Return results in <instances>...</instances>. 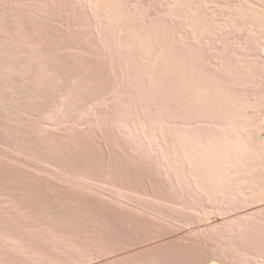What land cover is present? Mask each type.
<instances>
[{"label":"rangeland","instance_id":"1","mask_svg":"<svg viewBox=\"0 0 264 264\" xmlns=\"http://www.w3.org/2000/svg\"><path fill=\"white\" fill-rule=\"evenodd\" d=\"M263 12L264 0H0V264L263 254L261 122L244 104L262 91L246 39ZM223 124L236 155H259L232 177ZM175 167L219 185L164 172ZM240 216L238 237L224 232Z\"/></svg>","mask_w":264,"mask_h":264},{"label":"bare ground","instance_id":"2","mask_svg":"<svg viewBox=\"0 0 264 264\" xmlns=\"http://www.w3.org/2000/svg\"><path fill=\"white\" fill-rule=\"evenodd\" d=\"M259 14H260V12H255V16L259 15ZM263 14H264V12H263ZM260 32H262V34H260V35H258L256 37L247 38L246 39V41H247L246 44H249V46L251 47L250 48V47L247 46L249 49H254L255 51L258 50V52L256 51L258 53V54L256 53L257 56L255 55L256 58L258 57V59H256L257 61L255 60L256 61V66L253 65L251 67L252 70H254V71H252L249 68L250 67L249 66L248 67V72H250L251 74L253 73V75L256 74V76L258 75L259 78L257 77L258 78L257 80L259 81V79H260V83L258 85H260L259 89L262 88L261 89L262 91H260L261 95L259 96V102L257 101V104L254 103L255 100L253 101L252 99H251L252 101L245 102L244 104L246 106V109L248 108L250 110V108H251L252 113L255 114V116H257L258 120H260V122H261V124L259 126V129H258V134L260 136V138L258 140V143H259V146H260L262 152H264V28L260 29ZM225 46L223 45L222 47H225ZM229 47H232V45L229 44ZM229 50L230 49H228L227 51L229 52ZM246 50H248V49H246ZM224 52L225 51H223L222 57L224 55L226 56V54ZM223 58H220V59L223 60V61L221 60L222 62L220 61V59L217 58L220 61V62H218V65L216 63H214V62L218 61L217 59H216L217 61H214L213 64H216L217 66L220 65L221 66L220 69H221L225 65V63H226L225 61H227L225 59V57H223ZM255 61H254V63H255ZM227 62L228 63L231 62L230 66L233 67L232 59L230 61H227ZM228 63H226V64H228ZM230 66L229 67L227 66V68L230 69L231 68ZM228 69H227V71H229ZM255 69L256 70L258 69V71H255ZM221 70L223 71L224 67ZM254 72H256V73H254ZM225 77H226L225 81H227V82L231 81V79H232L231 83H233L235 81V80H233L234 78H232V77L230 78V80L227 78V76H225ZM252 79H254V78H252ZM253 81H255V80H252V82ZM227 82H226V84H227ZM228 83H230V82H228ZM248 109H247V111H248ZM250 112L248 111V113H250ZM230 130H233V128L227 129V125L223 124V127L220 130L222 134L221 133L220 134L222 136H224V137L225 136H230L228 138V142L227 141L224 142L226 147H225V149L223 150L222 153H224L223 155L228 158L225 169H226V171H228V175L230 177H232L236 173V167H237L236 165H238V163L245 164L247 161H251L253 159H256L259 155H250V154L236 155V153H235V151L233 149V146L235 144L237 145V144L241 143V140L238 139L239 136H233L232 133H230ZM182 132H183V134H181L180 132L178 133L179 135H181L180 137H179V135H177L178 136L177 137L178 140H181L183 138L182 141L186 140V142H187V140H189L190 138L193 137V136L192 137L190 136L191 132L188 133L186 131L187 134H189V135H187L184 131H182ZM187 137L188 138L190 137V138L188 139ZM203 137L201 136L200 139H199L200 141H198L197 143L202 145V147H203L202 149L204 150L205 154L209 155L211 153L210 155L215 157L216 154H217L216 153L217 151H215V150H214L215 152L214 151H208V149L206 148L207 142L205 140V137L204 138ZM157 139L158 138H155L156 141H158ZM190 140H194V137L192 139H190ZM196 140H198V138ZM184 142H182V143H184ZM185 143L182 144V145H185ZM202 149H201V151H202ZM199 152H200V150H199ZM204 152L202 151L201 153L204 154ZM193 169L192 170H190V168L189 169H187V168L186 169H184V168L183 169L182 168L177 169V167H175V170L168 169L167 171L165 170L164 172H166L167 175H170V176H171V174H173L172 176H177V177H179L178 179L185 178L188 181H189V179H191L190 181L194 180L195 182H198L197 184H199L198 180L201 179V181H203L202 184L203 183L205 184V182L208 181V185H209V183H212L214 186L219 185L218 182L213 180V174L207 168H205V169L204 168H202V169L193 168ZM197 169H199V170H197ZM234 169H235V171H234ZM202 179H205V182ZM201 181H200V183H201ZM231 183H233V181H229L228 182L229 185H231ZM260 190L264 192V184H262L260 186ZM239 220H244V216H240V217H237L235 219L230 220L229 221V225H231V227L227 228V230H224V232H227L228 235L230 234L231 236H233V237L235 236V238H237L238 237V233H239V229H240V226H238L239 225ZM230 251H229L230 253L224 252L223 253L224 256L221 254V258L217 257L220 253L213 252L214 255L212 253V256H210V259H208L210 261V264H237V260L244 261L246 264H264V253L263 254H259V255H257V254L256 255H251L250 251L247 252V251L243 250L241 247L240 248H238V247L231 248Z\"/></svg>","mask_w":264,"mask_h":264}]
</instances>
